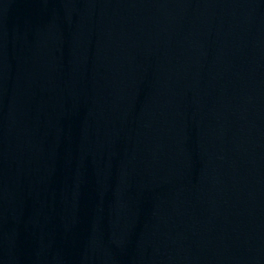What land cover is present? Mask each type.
I'll return each mask as SVG.
<instances>
[{
  "label": "water",
  "instance_id": "95a60500",
  "mask_svg": "<svg viewBox=\"0 0 264 264\" xmlns=\"http://www.w3.org/2000/svg\"><path fill=\"white\" fill-rule=\"evenodd\" d=\"M0 264H264V0H0Z\"/></svg>",
  "mask_w": 264,
  "mask_h": 264
}]
</instances>
